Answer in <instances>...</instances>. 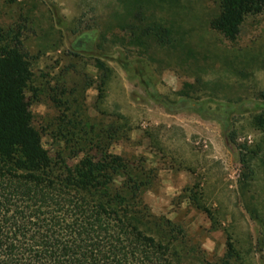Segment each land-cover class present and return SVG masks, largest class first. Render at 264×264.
Wrapping results in <instances>:
<instances>
[{
	"label": "rangeland",
	"instance_id": "rangeland-1",
	"mask_svg": "<svg viewBox=\"0 0 264 264\" xmlns=\"http://www.w3.org/2000/svg\"><path fill=\"white\" fill-rule=\"evenodd\" d=\"M221 1L0 0V28L24 27L25 99L53 159L116 129L110 153L154 178L152 221L179 224L205 264L230 246L264 264V12L219 33Z\"/></svg>",
	"mask_w": 264,
	"mask_h": 264
},
{
	"label": "trees",
	"instance_id": "trees-1",
	"mask_svg": "<svg viewBox=\"0 0 264 264\" xmlns=\"http://www.w3.org/2000/svg\"><path fill=\"white\" fill-rule=\"evenodd\" d=\"M263 12L264 0H222L211 26L226 33ZM23 30L0 28V264H205L179 224L151 220L154 178L110 153L118 130L86 134L71 165L50 156L25 99L38 89ZM96 67L103 93L111 71ZM234 260L230 246L220 264Z\"/></svg>",
	"mask_w": 264,
	"mask_h": 264
}]
</instances>
